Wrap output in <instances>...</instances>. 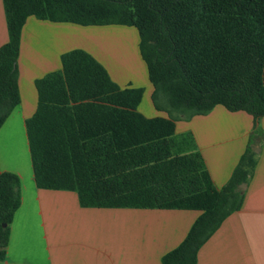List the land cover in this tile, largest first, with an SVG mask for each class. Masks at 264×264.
I'll use <instances>...</instances> for the list:
<instances>
[{"label":"trees","instance_id":"trees-1","mask_svg":"<svg viewBox=\"0 0 264 264\" xmlns=\"http://www.w3.org/2000/svg\"><path fill=\"white\" fill-rule=\"evenodd\" d=\"M9 41L0 47V128L20 103L18 58L30 16L138 32L153 86L167 117L138 107L144 88L121 87L88 51L61 56L62 72L35 81L37 108L27 120L36 183L76 190L83 206L199 209L162 264H197L198 251L243 203L253 174L250 145L217 189L199 151L181 154L176 121L221 105L264 117V0H3ZM21 182L0 170V260L21 205Z\"/></svg>","mask_w":264,"mask_h":264},{"label":"crops","instance_id":"crops-1","mask_svg":"<svg viewBox=\"0 0 264 264\" xmlns=\"http://www.w3.org/2000/svg\"><path fill=\"white\" fill-rule=\"evenodd\" d=\"M131 28L28 17L18 58L21 101L0 128V170L19 176L22 196L0 264H162L163 255L182 242L202 213L186 208L87 207L76 190L41 188L36 183L27 129L37 108L35 81L62 72L65 52L84 49L121 87L144 88L138 107L144 113L141 106L146 95L152 98L153 86L138 32ZM8 41L0 0V47ZM152 112L144 114L167 117ZM174 137L180 140L181 154H202L217 189L229 180L247 146L252 147L256 166L240 187L242 206L202 245L197 264H264V117L255 120L218 105L206 115L177 120Z\"/></svg>","mask_w":264,"mask_h":264},{"label":"rangeland","instance_id":"rangeland-1","mask_svg":"<svg viewBox=\"0 0 264 264\" xmlns=\"http://www.w3.org/2000/svg\"><path fill=\"white\" fill-rule=\"evenodd\" d=\"M131 29L134 30L133 28H131ZM130 40H131V38L129 37V41ZM127 43L130 44V42H128V40H127ZM152 104H153L152 98H148V95H146L145 96V100L143 101V104L141 106V109L144 111V113L146 115H153L152 114L153 113L152 112L153 110H155L160 115H166V112L165 111H163V110H156V107L154 106V104L153 105ZM152 106H154V109H152L153 108Z\"/></svg>","mask_w":264,"mask_h":264}]
</instances>
